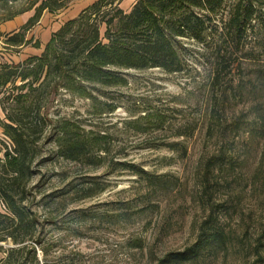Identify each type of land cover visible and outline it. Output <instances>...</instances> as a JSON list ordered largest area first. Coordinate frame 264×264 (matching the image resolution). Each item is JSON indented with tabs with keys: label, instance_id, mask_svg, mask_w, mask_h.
Segmentation results:
<instances>
[{
	"label": "rangeland",
	"instance_id": "1",
	"mask_svg": "<svg viewBox=\"0 0 264 264\" xmlns=\"http://www.w3.org/2000/svg\"><path fill=\"white\" fill-rule=\"evenodd\" d=\"M94 1L66 0L44 10L23 31L21 46H8L5 37L34 7L1 21L0 62L40 54L53 32ZM233 2L223 0V13ZM132 4L118 6L127 12ZM206 45L181 40L182 72L119 70L125 85L90 86L101 103L59 91L42 100L39 116H29L35 156L23 204L37 223L40 264H159L164 254L192 246L210 216L223 242L197 260L171 264H264V19L256 18L237 46L229 41L217 54L215 38ZM103 103L116 109L100 113ZM65 122L93 141L88 157L58 155ZM4 146L12 144L0 126ZM221 155L224 163L212 166ZM123 164L147 171L150 181ZM93 182L102 190L90 197L78 199L70 190Z\"/></svg>",
	"mask_w": 264,
	"mask_h": 264
},
{
	"label": "trees",
	"instance_id": "2",
	"mask_svg": "<svg viewBox=\"0 0 264 264\" xmlns=\"http://www.w3.org/2000/svg\"><path fill=\"white\" fill-rule=\"evenodd\" d=\"M16 1L0 0V22L32 9L38 2L32 0L30 6L16 9ZM65 1L39 2L34 14L16 33L5 37L4 42L11 47L26 44L23 31L37 22L44 10H58L65 6ZM119 1L92 2L53 32L40 54L17 63L0 62V106L5 118L0 120V126L12 144L11 149L0 147V205L3 208L0 209V242L13 244L6 249L0 246L4 253L0 264H40L34 243L37 223L23 202L33 175L30 164L35 156V145H31L33 140L29 138L25 122L31 114L40 115L42 100L65 91L92 104L98 103L90 86L125 85L126 78L119 70L182 72L181 40L190 39L206 47L208 39L215 38L218 54L222 44L230 41L232 45H239L256 18L264 19L261 16L264 0H234L226 13L222 11L223 0H133L127 12L118 6ZM34 47L39 45L35 43ZM102 105L105 108L100 113L116 109L110 103ZM57 134L63 138L58 155L70 160L90 155L91 147L87 145H92L93 141L69 130L68 123L61 124ZM101 138L96 137L95 142L101 143ZM224 161V156H218L212 166ZM123 165L150 181L147 171L133 164ZM95 185L93 182L87 187L73 186L70 190L80 194L78 199H82L102 190V187L95 189ZM211 223L210 216L199 228L192 246L166 253L158 263L197 260L205 251L221 244L222 233Z\"/></svg>",
	"mask_w": 264,
	"mask_h": 264
}]
</instances>
